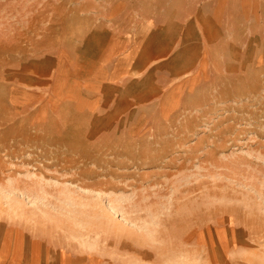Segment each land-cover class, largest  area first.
<instances>
[{"label":"rangeland","instance_id":"374dc122","mask_svg":"<svg viewBox=\"0 0 264 264\" xmlns=\"http://www.w3.org/2000/svg\"><path fill=\"white\" fill-rule=\"evenodd\" d=\"M121 12L219 38L175 117L75 105L80 35ZM0 226L108 264H264V0H0Z\"/></svg>","mask_w":264,"mask_h":264},{"label":"crops","instance_id":"0c3cea01","mask_svg":"<svg viewBox=\"0 0 264 264\" xmlns=\"http://www.w3.org/2000/svg\"><path fill=\"white\" fill-rule=\"evenodd\" d=\"M200 16L172 13L134 24H124V12L96 17L104 25L89 24L80 35L75 105L90 117L109 121L175 117L185 108L184 98L198 88V76L224 66L217 51L219 38L207 37L200 26L208 20ZM213 21L209 24H216ZM187 31L192 36H185ZM1 233L0 226V239ZM4 233L0 264H108L98 256L43 241L23 227L9 226Z\"/></svg>","mask_w":264,"mask_h":264}]
</instances>
